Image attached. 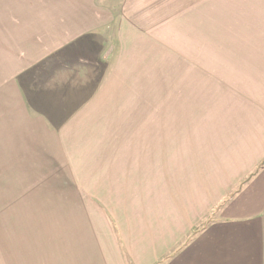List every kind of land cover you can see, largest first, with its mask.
Returning a JSON list of instances; mask_svg holds the SVG:
<instances>
[{
	"label": "crops",
	"instance_id": "obj_1",
	"mask_svg": "<svg viewBox=\"0 0 264 264\" xmlns=\"http://www.w3.org/2000/svg\"><path fill=\"white\" fill-rule=\"evenodd\" d=\"M0 264H264V0H0Z\"/></svg>",
	"mask_w": 264,
	"mask_h": 264
},
{
	"label": "rangeland",
	"instance_id": "obj_2",
	"mask_svg": "<svg viewBox=\"0 0 264 264\" xmlns=\"http://www.w3.org/2000/svg\"><path fill=\"white\" fill-rule=\"evenodd\" d=\"M61 72V71H60ZM58 75H60L59 77H58ZM61 75H62V77L66 80V78H68L69 76V74L67 75V74H59V72H57V73H55V75H53V77L54 78H57L56 80H58V79H60V77H61ZM78 76V75H77ZM56 80H54V81H56ZM63 84H64V82H63Z\"/></svg>",
	"mask_w": 264,
	"mask_h": 264
},
{
	"label": "trees",
	"instance_id": "obj_3",
	"mask_svg": "<svg viewBox=\"0 0 264 264\" xmlns=\"http://www.w3.org/2000/svg\"><path fill=\"white\" fill-rule=\"evenodd\" d=\"M196 231H197V230H195V232H196ZM195 232H194V233H195Z\"/></svg>",
	"mask_w": 264,
	"mask_h": 264
}]
</instances>
